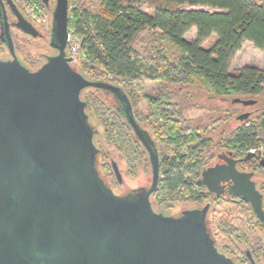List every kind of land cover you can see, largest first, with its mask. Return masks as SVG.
Instances as JSON below:
<instances>
[{
  "label": "water",
  "instance_id": "1",
  "mask_svg": "<svg viewBox=\"0 0 264 264\" xmlns=\"http://www.w3.org/2000/svg\"><path fill=\"white\" fill-rule=\"evenodd\" d=\"M45 1V0H44ZM68 0H56L54 45L63 48ZM18 27L35 35L18 15ZM7 42L12 49L11 39ZM62 54L30 71L17 59L0 61V264H237L220 253L206 225L205 205L181 216L156 212L150 202L159 177L154 143L136 122L128 95L117 85L90 80ZM109 92L149 153L148 189L117 194L96 165L94 129L81 98L85 88ZM249 106L255 99L233 98ZM250 115L237 116L243 120ZM202 171L198 184L214 191L232 180L229 192L248 201L264 223L261 194L235 161ZM249 152L243 160H249ZM112 169L121 175L115 161Z\"/></svg>",
  "mask_w": 264,
  "mask_h": 264
},
{
  "label": "trees",
  "instance_id": "2",
  "mask_svg": "<svg viewBox=\"0 0 264 264\" xmlns=\"http://www.w3.org/2000/svg\"><path fill=\"white\" fill-rule=\"evenodd\" d=\"M145 2L149 4L143 10ZM69 8L68 27L80 38L74 59L79 69H74L87 79L121 87L137 118L151 125L161 141V179L152 199L158 209L197 201L200 188L194 180L212 150L226 147L245 155L251 148H264L258 135L264 132V106L233 129L220 131L216 139L207 123L195 128L185 117L189 108L203 109L192 102L201 94L218 98L220 105L212 108L216 122L235 113L232 100L225 106L230 97L257 98L264 104V0H69ZM192 27L195 36L187 39ZM245 41L263 53L262 69L246 65L230 70L231 59ZM94 90L113 101L93 93L83 97L86 113L90 109L103 129L100 153L105 156L113 148L134 170L144 151L112 95ZM141 100L146 104L142 111L136 107ZM113 160L111 156L105 170L113 171ZM212 225L220 231L219 243L231 244L235 251L236 240L251 232L242 222L237 227L224 216L213 218Z\"/></svg>",
  "mask_w": 264,
  "mask_h": 264
},
{
  "label": "flooded vegetation",
  "instance_id": "3",
  "mask_svg": "<svg viewBox=\"0 0 264 264\" xmlns=\"http://www.w3.org/2000/svg\"><path fill=\"white\" fill-rule=\"evenodd\" d=\"M55 5H56V0H45V1L44 0H0V61H12L14 59H17L23 67H25L30 71H34L40 68L44 63H46L51 58L57 57L60 54H62V56L65 59H68L67 64L74 69L73 66L74 54L70 51L69 42H68V38H69L68 24H67L66 40L63 48H58L54 45L55 41H54V33H53V26H54L53 12L55 9ZM49 11H50L49 28L45 30L46 28L43 25V18L46 16L47 12L49 13ZM18 15L22 16L31 24V26L34 28V31L36 32L35 35L26 33L18 27L17 25ZM68 16H69V0H68ZM17 33L27 37L28 39L31 40V42L34 41L33 52L27 49L23 45V43L17 39L18 37L16 36ZM7 34L11 39L12 49H10V47L8 46ZM35 41H37V43ZM85 89L81 91V98L83 100L84 98L82 97V92ZM112 98L114 100V106L121 113L122 105L119 103L117 99H115L114 97ZM86 107H87V103H86ZM132 113L138 125L148 133V135L150 136V138L154 143V147L156 149V153L158 155V162H159V166H158L159 177L157 182V186H158L161 179V171H160V158L162 154L161 141L158 139V135L154 133V131L152 130L151 125L137 118V116L134 113L133 107H132ZM249 113L251 115L253 112H249ZM121 115L123 116L122 113ZM250 115L248 116L249 118ZM248 117L245 118L243 122L247 121V119H249ZM88 120L90 123L91 121L89 115H88ZM192 122L195 128L196 127L199 128V126L201 125L197 119L196 121H192ZM129 128L135 139L140 144L142 150L144 151V156H146L147 158L151 172V180L149 185L132 188L123 194L129 192H138L139 189L142 188L148 189L152 181V170H151L149 153L147 149L143 146L141 141L138 139V137L136 136L134 130L130 127V125ZM95 130L93 134V141L96 147L98 148V153H97L98 156L100 152V147L97 146V144L95 143V136L98 133V131ZM261 132L264 133L263 131H259L258 132L259 137ZM249 152L252 154V157L249 160L246 161L243 160V158ZM222 154L235 161L234 168L238 173L250 174L249 180H251L254 183L255 190L261 194L262 208L264 210V148L262 145L257 147L255 151H250L249 149L245 155H237L233 150L227 149L226 147H220L218 149L212 150L211 152L207 153L206 157L204 158L205 164L201 167L198 176H196L194 180L195 185H197V187L200 188L197 201H182V203L188 202L194 204L193 207L183 208L176 214L165 213L163 210L158 209L152 200L153 193L155 190L150 195V202L152 204L153 209L156 212L163 213L164 215H172V216H181L182 212L187 210L188 211L194 210L195 215L199 216L201 209L205 205H208L205 214V220L207 227H209L210 235L214 240V244L217 250L220 253L232 259L237 264H264V223L256 217L248 201H246L244 198H242L240 195H238L235 192H229L231 187L234 185L233 181L231 179L220 181L219 184L215 186L214 191H209L205 185L198 184V180L202 178L201 174L204 169H207L208 167H213L217 164L228 165L226 159L220 157V155ZM113 161L116 162L118 170L120 172V167L117 161L115 159ZM116 181L117 183H122V175H121V180L118 181L116 178ZM224 206L225 208H222ZM219 216L228 217V219L231 220L232 225L237 227H239V223L242 222L245 226V229L251 231L249 233V231L245 230L246 234L244 238H242V240L239 242H237L238 240H236L235 246L239 248V251H235L233 248H231L232 246L231 244L222 245L219 243L218 238L220 237V231L215 227H213L212 225L213 218H217ZM231 229L234 230V227L232 226Z\"/></svg>",
  "mask_w": 264,
  "mask_h": 264
},
{
  "label": "rangeland",
  "instance_id": "4",
  "mask_svg": "<svg viewBox=\"0 0 264 264\" xmlns=\"http://www.w3.org/2000/svg\"><path fill=\"white\" fill-rule=\"evenodd\" d=\"M149 3H143L142 4V9L145 10L148 7ZM184 9H201L205 8L203 6H190V5H182L181 6ZM70 12V8H69ZM49 23H50V11L49 13H46V16L43 18V25L46 28H49ZM196 33V30L194 31L192 28L185 34V37L187 39H193L194 35ZM17 39L23 43V45L29 49L31 52L34 51V41L31 42L30 39H28L25 36L20 35L19 33L16 34ZM75 38L71 36V41H74ZM37 43V41H35ZM20 44V42H19ZM77 54V53H76ZM74 55V59L77 58V55ZM254 66L258 69H262L263 67V53L255 48L252 43L245 41L240 50H238L233 58L230 61V70L240 68L243 66ZM73 66L78 68V65H76V62H73ZM89 93H93L96 97L100 99L103 98L104 100H107L109 103L112 102V99L103 93L100 92H95L94 89L92 88H86L82 92V97L87 98V95ZM233 97L228 98L227 102H225V106L231 105V100ZM250 99H257V98H250ZM193 103L201 104L203 105V109L194 107V108H189L185 112V117L188 120L196 121V119L199 121L200 124L202 123H207L208 129L211 131V135L213 136L214 139L218 137V134L220 131H229L235 127L238 123L243 122V120H238L237 116L244 113V112H253L250 117L259 109H261L264 104L259 103L258 101L256 102L255 105L251 106H243L241 104H235L233 105V109L235 113L232 114V116L229 119H225L219 122H216L215 119L218 117L217 112L212 110V108L216 107L217 105H220L218 103V98H210L209 96H206L205 94H201L200 96L198 95L192 100ZM223 105V104H222ZM221 105V106H222ZM146 104L142 100L136 105L138 110H144ZM89 116H90V121L93 125H95L96 130L98 131L97 135L95 136V143L97 146L100 147V139H102V133L103 129L100 125V122L98 119L93 115V112L89 109ZM249 118V117H248ZM196 124V122H195ZM260 137L264 142V133H260ZM104 145V142H102ZM107 150V147L104 145V152ZM108 152L105 153V156L102 155V153L99 152L97 156V168L104 177L105 181L109 184V186L119 194H123L127 191H129L132 188H137L140 186H147L150 183L151 180V172H150V167L147 161L146 156H143L139 164L135 167L134 170H132L130 167L127 166L125 163V159L122 155V153L117 152L113 148H108ZM113 156V158L117 161L119 167H120V172L122 175V183H117L116 178L114 176L113 171L111 170H105L104 166L109 164V158ZM194 204L192 203H182V202H176L172 203L169 205L167 208L163 209L165 213H172L176 214L178 213L181 209L183 208H189L193 207ZM236 214V213H235ZM237 215V214H236Z\"/></svg>",
  "mask_w": 264,
  "mask_h": 264
},
{
  "label": "built area",
  "instance_id": "5",
  "mask_svg": "<svg viewBox=\"0 0 264 264\" xmlns=\"http://www.w3.org/2000/svg\"><path fill=\"white\" fill-rule=\"evenodd\" d=\"M71 36H73V38H75L74 41H71ZM68 42H69V48L70 51L75 55L79 49L80 46V38L79 36L74 32L73 29H69V38H68ZM256 148H252L250 149V151H255Z\"/></svg>",
  "mask_w": 264,
  "mask_h": 264
},
{
  "label": "crops",
  "instance_id": "6",
  "mask_svg": "<svg viewBox=\"0 0 264 264\" xmlns=\"http://www.w3.org/2000/svg\"><path fill=\"white\" fill-rule=\"evenodd\" d=\"M192 29L195 31V28L194 27H192ZM195 36V35H194Z\"/></svg>",
  "mask_w": 264,
  "mask_h": 264
}]
</instances>
